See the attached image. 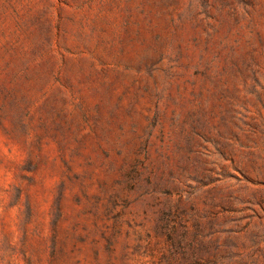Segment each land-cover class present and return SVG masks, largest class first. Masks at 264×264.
<instances>
[{
  "label": "rangeland",
  "instance_id": "1",
  "mask_svg": "<svg viewBox=\"0 0 264 264\" xmlns=\"http://www.w3.org/2000/svg\"><path fill=\"white\" fill-rule=\"evenodd\" d=\"M0 264H264V0H0Z\"/></svg>",
  "mask_w": 264,
  "mask_h": 264
}]
</instances>
